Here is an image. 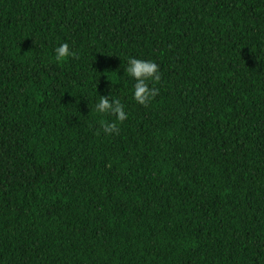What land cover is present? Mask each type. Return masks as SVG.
Instances as JSON below:
<instances>
[{
  "label": "trees",
  "instance_id": "1",
  "mask_svg": "<svg viewBox=\"0 0 264 264\" xmlns=\"http://www.w3.org/2000/svg\"><path fill=\"white\" fill-rule=\"evenodd\" d=\"M0 264H264V0H0Z\"/></svg>",
  "mask_w": 264,
  "mask_h": 264
},
{
  "label": "clouds",
  "instance_id": "2",
  "mask_svg": "<svg viewBox=\"0 0 264 264\" xmlns=\"http://www.w3.org/2000/svg\"><path fill=\"white\" fill-rule=\"evenodd\" d=\"M56 59L60 61L69 56H75L67 43L61 44L55 49ZM127 73L135 78L137 81L134 85V99L140 104L147 106L152 99L156 97L159 92L158 88L149 87L147 81L159 82L161 75L159 73V66L150 60H141L130 58L128 61ZM111 92L108 96L101 95L98 104H96V111L99 113H108L115 116L116 121L123 123L127 119V114L124 110V105L119 99L110 101ZM102 128L105 133H119L117 123L102 122Z\"/></svg>",
  "mask_w": 264,
  "mask_h": 264
}]
</instances>
